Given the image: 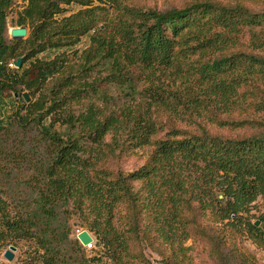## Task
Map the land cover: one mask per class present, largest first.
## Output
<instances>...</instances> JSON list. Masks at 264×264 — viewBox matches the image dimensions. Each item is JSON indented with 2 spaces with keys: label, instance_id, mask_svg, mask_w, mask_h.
<instances>
[{
  "label": "trees",
  "instance_id": "1",
  "mask_svg": "<svg viewBox=\"0 0 264 264\" xmlns=\"http://www.w3.org/2000/svg\"><path fill=\"white\" fill-rule=\"evenodd\" d=\"M15 1L0 0V249L36 237L44 264H68L70 243L83 264L102 256L130 264L131 249L146 243L178 264L176 252L197 235L229 264L219 246L238 235L264 248V226L249 220L264 197V119L256 115L264 111V57L241 48L246 31L264 28L258 0L164 9L138 0H27L14 22L28 36L6 41ZM25 52L21 67L8 66ZM101 82L144 100L107 113L81 105ZM13 126L37 130L21 154L4 147ZM141 148L149 152L135 169L107 165ZM23 165L35 192L29 201L8 183ZM198 211L213 216L209 229L197 226ZM68 214L96 236L101 255L77 257Z\"/></svg>",
  "mask_w": 264,
  "mask_h": 264
},
{
  "label": "rangeland",
  "instance_id": "2",
  "mask_svg": "<svg viewBox=\"0 0 264 264\" xmlns=\"http://www.w3.org/2000/svg\"><path fill=\"white\" fill-rule=\"evenodd\" d=\"M190 0H138V4L144 5L146 7H155L157 9H164L168 7L181 6L184 3H187ZM224 1H235V0H224ZM253 2V1H252ZM136 3V2H135ZM21 6V2L18 0L15 1L13 7L11 8V12L7 17V24L5 30V40L10 41L12 38L9 35V28L17 26L14 22L15 11L18 10ZM253 7L262 8L264 7V3L262 1L253 2ZM108 13L105 15L110 17L113 13L112 6H109L107 10ZM105 13V12H104ZM104 23V22H101ZM255 34V38L253 37ZM259 40H257V38ZM25 39V38H23ZM22 39V40H23ZM88 43V39L85 37L77 46L78 49H82ZM26 45H22V50L26 51ZM241 48L246 50H253V52L257 55L264 57V28L262 26H254L252 28V32L248 33L247 31L241 38ZM45 54H42L43 56ZM135 74H139V69H132ZM141 78V76H140ZM142 79V78H141ZM144 86L143 81L138 82V89ZM99 94L97 97L86 98L83 99L81 105H87L93 102L95 105L100 107L105 113L109 111H118L123 107H134L138 103H142L144 100V94L134 95L133 98L129 96H124L120 89L116 84H108L105 82H101L99 84ZM26 92V91H24ZM23 92V93H24ZM10 113L14 109H9ZM256 115L260 116L264 119V111L258 112ZM7 125V123H5ZM13 132H10L9 136L6 137L5 140V148L15 154H21L24 152V149H30V145L35 137H37V130L35 127L29 126L25 129V131L19 129L16 126H13ZM232 134H238L239 131L233 130ZM149 152V148H141L130 150L124 153L120 157H116L110 161H108V166L111 169L117 170L120 169L122 171H129L137 168L147 158V153ZM34 157V156H33ZM11 166H8L10 168ZM22 172H17L15 169L13 172V176L8 179V183L12 187V189L16 190V192L27 199L29 201L31 196H34L35 192H33L32 188L25 184V175L30 170L26 169V166H22ZM29 177V176H28ZM250 217L249 220L251 222L258 221V225L264 226V222L260 224L259 218L264 216V197H258L250 207ZM69 215V214H68ZM198 219V225L206 228H210L213 225V216H211L210 212H202L198 211L196 213ZM67 223L70 226L69 239L73 242H77L79 245V250L77 251V257H83L85 259H89L91 257H98L101 255V247L96 244V236L90 232L85 226H83L76 215L70 214L67 217ZM191 231L195 230L196 226H189ZM86 230L90 234L93 239L92 247H86V244H82L78 239L77 235ZM38 232V231H37ZM194 235V234H193ZM15 246L16 249L13 250V258L11 260H7L3 253L5 250L9 249V246ZM184 246L187 249L184 251V254L177 251L175 259L178 261V264H221L217 257L213 254V248L210 243L197 236L194 235L190 237L185 243ZM38 244V240L36 237L30 238H22L18 241L13 242L5 247L0 249V262L3 264H44L42 257L40 256L43 253ZM166 248L165 253L172 259V246L168 242L164 244ZM72 249L70 253L65 254L62 258L63 261L68 264H83V261H75L72 257L75 256V246L73 244H69L65 247V249ZM219 248L223 251L225 257L228 260L229 264H264V248L259 246L253 239L249 237V234L244 233L238 235L232 239H230L227 243L221 244ZM81 250V251H80ZM174 250V248H173ZM38 251V255H34V253ZM70 251V250H69ZM133 257H129L130 264H171V260L165 263L162 255L149 246L146 243H143L140 246L133 247L130 251ZM137 255V256H136ZM94 264H117L114 261L102 256L98 258Z\"/></svg>",
  "mask_w": 264,
  "mask_h": 264
},
{
  "label": "water",
  "instance_id": "3",
  "mask_svg": "<svg viewBox=\"0 0 264 264\" xmlns=\"http://www.w3.org/2000/svg\"><path fill=\"white\" fill-rule=\"evenodd\" d=\"M9 35L12 39H23L26 38L28 36V28L25 25H19V26H14L9 28ZM26 52L21 55L16 57L15 59L12 60L13 66L15 68H19L22 65V61L25 58ZM23 97L25 99V101H30V97L28 96L27 92H24ZM222 196L219 195V198H221ZM258 224V221L255 222V225ZM78 239L81 241L82 244H86L87 242H89L90 240H92V237L90 236V234L88 233V231L83 230L81 231L78 235H77ZM16 247L11 245L9 246L8 250H5L3 253V256L7 259V260H11L13 258V250H15Z\"/></svg>",
  "mask_w": 264,
  "mask_h": 264
},
{
  "label": "built area",
  "instance_id": "4",
  "mask_svg": "<svg viewBox=\"0 0 264 264\" xmlns=\"http://www.w3.org/2000/svg\"><path fill=\"white\" fill-rule=\"evenodd\" d=\"M8 66H9V67H14L12 61H10V62L8 63ZM92 245H93V239L90 240L89 242H87L85 246L89 248V247H92Z\"/></svg>",
  "mask_w": 264,
  "mask_h": 264
},
{
  "label": "crops",
  "instance_id": "5",
  "mask_svg": "<svg viewBox=\"0 0 264 264\" xmlns=\"http://www.w3.org/2000/svg\"><path fill=\"white\" fill-rule=\"evenodd\" d=\"M19 1L21 2V6H20V8H19V9H21V8H22V6H23V5L26 3V1H27V0H18V2H19Z\"/></svg>",
  "mask_w": 264,
  "mask_h": 264
}]
</instances>
